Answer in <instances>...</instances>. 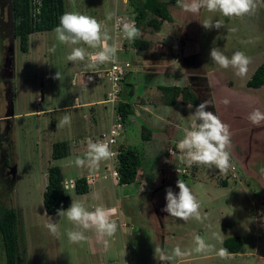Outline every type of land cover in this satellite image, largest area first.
<instances>
[{
  "label": "rangeland",
  "instance_id": "374dc122",
  "mask_svg": "<svg viewBox=\"0 0 264 264\" xmlns=\"http://www.w3.org/2000/svg\"><path fill=\"white\" fill-rule=\"evenodd\" d=\"M167 6L172 19L163 21L158 31L138 26L140 38L149 43L146 49L125 46L117 53L131 69L120 85L119 99L132 108L117 143L136 148L141 159L134 182L128 184L111 179L110 161L102 162L91 178L86 168L72 164L75 157L84 155L88 139L95 141L107 130L115 111L103 101L109 81L104 77L88 80V73L99 66L90 69L87 61H67L71 47L60 44L53 30L29 34L24 52L17 38L0 37V204L13 208L17 216V264H160L154 256L156 246L188 249L197 234L217 250L222 248V239L233 235L243 240V246L226 259L214 253L193 254L179 264H264V243L254 246L264 242V176L259 172L264 167V121L253 125L248 120L254 110L264 113V84L257 88L246 84L264 60V3L254 14L237 19L205 10L194 15L176 5ZM63 8L64 13L78 11L106 23L117 42L122 33L113 27L114 21L105 20V13L132 14L127 0H63ZM9 14L8 7L0 6V27L8 32ZM205 19H223L236 31L228 32L227 27L206 30L201 25ZM249 39L255 43H242ZM213 46L228 56L236 50L245 52L251 58L247 74L238 77L233 69L214 65L210 59ZM53 47L54 52L50 51ZM57 71L63 76L61 81L53 78ZM158 84L188 86L198 104L181 105L177 96L173 108L165 106ZM129 88L132 94L126 95ZM205 100L213 104L205 110L217 114L232 133L233 167L224 175L215 167H187L177 148L182 128L190 127L189 116ZM65 112L71 124L58 128ZM142 126L149 129L148 140L140 137ZM152 129L158 132L151 133ZM62 140L67 142L68 153L53 160L51 145ZM53 164L61 169L70 205L73 199L84 202L89 210L100 204L116 209L113 218L119 227L107 249L93 232L87 233V242L70 244L66 230L73 226L65 217L44 211L41 197L46 170ZM80 176L86 178L88 191L76 194L70 184ZM178 179L185 181L199 201L202 215L207 216L203 223L194 219L185 223L162 211L166 189L179 192ZM93 194L100 198L94 199ZM49 217L58 225L59 236L44 227ZM213 233L219 239H211ZM0 264H4L1 244Z\"/></svg>",
  "mask_w": 264,
  "mask_h": 264
},
{
  "label": "clouds",
  "instance_id": "9594fccd",
  "mask_svg": "<svg viewBox=\"0 0 264 264\" xmlns=\"http://www.w3.org/2000/svg\"><path fill=\"white\" fill-rule=\"evenodd\" d=\"M260 3L264 0H176V6L182 11L191 14H199L201 10L208 13L219 14L222 18L237 19L252 15L256 12ZM106 21H114L113 27L122 33V36L129 43H134L142 35L134 21H129L126 17H119L113 11L105 13ZM206 30L221 29L227 27L223 19H205L201 23ZM228 32H235V28L227 27ZM56 40L63 45L71 47L70 53L66 56L69 62H85L88 68H95L99 65L118 63L117 53L119 44L110 34L106 23L98 21L95 17L81 14L78 11H68L62 14L59 25L53 29ZM244 44L255 43L249 39L242 41ZM83 45V46H81ZM50 51L54 52L55 47ZM212 63L220 69H233L238 77L247 74L251 58L245 52L236 50L231 56L225 54L220 48L213 46L210 50ZM54 79L62 80V74L57 71ZM89 82L92 77H88ZM225 105L229 103L227 99L223 101ZM212 104L210 100L200 103L193 114L189 116L190 127H183L182 138L177 143V148L181 152V162L187 167L205 166L208 169L215 167L219 169L221 175L227 174L232 164V133L229 126L221 121L217 114H213L205 109ZM213 105V104H212ZM191 107V106H189ZM150 110V109H146ZM248 120L253 125H260L264 121V113L254 110L248 116ZM71 124V116L65 112L57 124L58 128H63ZM115 127H119L116 125ZM115 140L104 139L93 142L88 139L84 155L77 156L72 161L76 168H86L89 177H94L100 169V164L111 160L116 153L110 147ZM260 175L264 176V167L259 169ZM176 187L178 193L171 188L166 189V206L162 211L170 217L185 223L196 220L203 223L206 215L201 213V205L193 194L192 189L183 179H178ZM94 199H99V194H93ZM115 208H109L103 204L94 206L93 210L85 207L81 200H73L67 210H57L59 217H65L73 226L66 230L67 240L70 244H83L89 240L88 232H93L98 241L105 249L110 246V241L115 237L118 230V222L113 218ZM53 236H59V228L49 217L44 225ZM211 239H219L213 233ZM214 253L221 259H226L232 254L226 248L216 249L215 244L209 243L203 236L197 234L192 241V246L182 249L179 245L171 250L156 246L154 256L160 264H179L184 258L193 254L203 255Z\"/></svg>",
  "mask_w": 264,
  "mask_h": 264
},
{
  "label": "trees",
  "instance_id": "16d2710c",
  "mask_svg": "<svg viewBox=\"0 0 264 264\" xmlns=\"http://www.w3.org/2000/svg\"><path fill=\"white\" fill-rule=\"evenodd\" d=\"M11 11L10 31L0 27L1 38H17L21 51H26L28 35L36 31H50L59 25V19L64 14L63 0H39L32 3L31 0H8ZM4 0H0L3 5ZM176 5V0H127L131 8L135 25H143L152 31H158L163 21H171V14L167 4ZM1 20V17H0ZM148 42L137 39L134 43H129L123 39L122 45L130 46L134 49L143 50L148 47ZM125 50V48H123ZM126 83V82H125ZM247 86L257 88L264 84V60L255 68L246 81ZM127 85V84H126ZM159 97L164 105H173L176 97L182 104H198L196 96L188 86H176L168 84H158ZM129 88L126 95H131ZM115 113L124 124L127 117L132 114L131 104L125 100L118 101L115 105ZM142 126L140 137L142 140L149 139V129ZM116 155V182L119 185L134 182L137 168L140 166V154L136 148L122 146L118 144ZM68 153L67 142L55 141L51 145V158L53 160L62 158ZM6 160V158H5ZM149 179V178H147ZM63 176L59 166L49 165L46 170V183L42 192L41 203L47 214L57 213L58 209H65L70 205V197L63 187ZM225 182L223 181V185ZM73 191L76 194H83L88 191V184L85 177L80 176L74 180ZM17 216L13 208L0 204V244L4 255V264H17L18 245L16 235ZM243 246V240L238 235H233L222 239V248H226L229 253H238Z\"/></svg>",
  "mask_w": 264,
  "mask_h": 264
},
{
  "label": "built area",
  "instance_id": "2783aa9c",
  "mask_svg": "<svg viewBox=\"0 0 264 264\" xmlns=\"http://www.w3.org/2000/svg\"><path fill=\"white\" fill-rule=\"evenodd\" d=\"M119 17H126L129 21L133 20V14L130 16L128 15H122ZM121 41L118 42L119 44V50H123V36L121 35ZM130 69V63L127 60L119 59L118 63L113 65L111 63H108L105 65H99V68L96 70L88 73L89 76L92 77L91 81H95L97 78L104 77L109 81V90L106 92V97L103 99L105 103H110L112 108H115V103L120 101L119 99V92H120V85H122V81L124 80V77L128 71H131ZM85 75V74H84ZM88 77V76H87ZM116 125H119V127H115ZM123 123L120 120V117L117 113H115L113 109V115L111 118V121L108 125V128L105 132H101L99 136L97 137V140H104V139H112L115 140L114 144H111L110 147L112 150L116 153H118V146H117V137L120 135V131L123 128ZM93 140V142H95ZM116 155L113 157L110 161L112 163L110 170V176L111 179L116 180L117 179V172H116ZM114 161V162H113ZM74 182L70 185L73 186Z\"/></svg>",
  "mask_w": 264,
  "mask_h": 264
},
{
  "label": "crops",
  "instance_id": "0c3cea01",
  "mask_svg": "<svg viewBox=\"0 0 264 264\" xmlns=\"http://www.w3.org/2000/svg\"><path fill=\"white\" fill-rule=\"evenodd\" d=\"M130 72H131V71H129V73H130ZM175 103H177V102L175 101ZM175 103H174V104H175ZM179 103H180V102H179ZM179 103H178V104H179ZM174 104H173V105H168V106H171V108H173V107H174ZM180 104L182 105V103H180ZM180 104H179V106H181ZM185 104H186V103H185ZM185 104H184V105H185ZM142 105H146V104H142ZM142 105H141V106H142ZM176 105H177V104H176ZM165 106H166V105H165ZM145 107H146V106H145ZM182 107H183V106H182ZM141 108L144 109L143 106H142ZM144 110H145V109H144ZM154 113H155V112H154ZM146 115H147V114H146ZM152 115H153V113H152ZM155 115H156V113H155ZM155 117H157V115H156ZM152 130H153V131H152L151 133H153V132H158L157 129H155V130L152 129ZM151 180H152V179H151ZM88 183H89V182H88ZM260 243L263 245L264 242H255L254 246H256V244L259 245ZM257 250H259V248H258ZM259 251H260V250H259ZM231 254L233 255V254H235V253H231ZM236 254H237V253H236ZM244 256H245V255H244ZM246 257H248V256H246ZM254 257L257 258V256H254Z\"/></svg>",
  "mask_w": 264,
  "mask_h": 264
},
{
  "label": "flooded vegetation",
  "instance_id": "af4514ba",
  "mask_svg": "<svg viewBox=\"0 0 264 264\" xmlns=\"http://www.w3.org/2000/svg\"><path fill=\"white\" fill-rule=\"evenodd\" d=\"M4 5H5V6H4ZM0 6H1V7H8L9 10H10V3H9V1L5 2L3 5L0 4ZM9 15L11 16V11H10V14H9Z\"/></svg>",
  "mask_w": 264,
  "mask_h": 264
}]
</instances>
